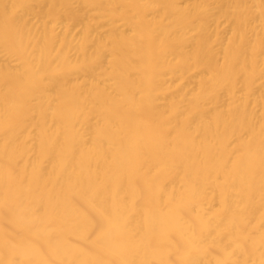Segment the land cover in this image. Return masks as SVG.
Segmentation results:
<instances>
[{
	"label": "bare ground",
	"instance_id": "bare-ground-1",
	"mask_svg": "<svg viewBox=\"0 0 264 264\" xmlns=\"http://www.w3.org/2000/svg\"><path fill=\"white\" fill-rule=\"evenodd\" d=\"M0 264H264V0H0Z\"/></svg>",
	"mask_w": 264,
	"mask_h": 264
}]
</instances>
